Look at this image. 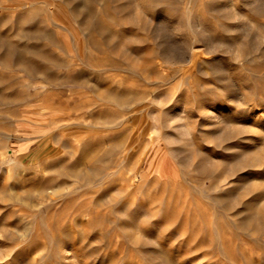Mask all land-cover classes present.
I'll return each mask as SVG.
<instances>
[{"label":"rangeland","instance_id":"rangeland-1","mask_svg":"<svg viewBox=\"0 0 264 264\" xmlns=\"http://www.w3.org/2000/svg\"><path fill=\"white\" fill-rule=\"evenodd\" d=\"M226 1L0 0V264L45 220L82 251L155 230L161 264H264V15Z\"/></svg>","mask_w":264,"mask_h":264},{"label":"bare ground","instance_id":"bare-ground-1","mask_svg":"<svg viewBox=\"0 0 264 264\" xmlns=\"http://www.w3.org/2000/svg\"><path fill=\"white\" fill-rule=\"evenodd\" d=\"M71 2H72V0H70ZM69 0H68V2H70ZM83 1H85V0H83ZM109 1V0H108ZM112 1V0H111ZM228 1V0H227ZM226 1V2H227ZM251 1V0H250ZM102 2V1H101ZM167 2V1H166ZM104 3H106L105 1H104ZM110 3V2H109ZM224 3V2H223ZM103 4V3H102ZM209 4V3H208ZM208 4H206V5H208ZM245 4V3H244ZM248 4V3H247ZM247 4H245V5H247ZM250 4V3H249ZM32 5V4H31ZM212 5V4H211ZM244 5V6H245ZM107 6V5H106ZM213 6V5H212ZM107 7H109V6H107ZM107 7H105V8H107ZM205 7H207V6H205ZM209 7H210V9L213 11L214 9H212L213 7H211V6H208L207 7V9L209 10ZM234 7V6H233ZM254 7V8H253ZM252 8V10L253 11H255V12H257L258 14H260V16H262V15H264V0H258V2L253 6ZM115 8V7H114ZM235 8V7H234ZM96 9V8H95ZM109 10H110V8H109ZM247 10V9H246ZM103 11V10H102ZM210 11V10H209ZM211 12V11H210ZM222 12V11H221ZM94 13V12H93ZM101 13V12H100ZM108 13V12H107ZM107 13H105L106 14V16L108 17V15H107ZM110 13V12H109ZM108 13V14H109ZM213 13V12H212ZM220 13V12H219ZM89 15H90V13H88ZM87 14V15H88ZM182 14V13H181ZM226 14V13H225ZM233 14V13H232ZM245 14V13H244ZM93 15V14H92ZM98 15V14H97ZM102 15V14H101ZM101 15H100V17H101ZM210 15V14H209ZM224 15V14H223ZM239 15V14H238ZM257 15V14H256ZM110 16H113L114 17V15H110ZM109 16V17H110ZM179 16V15H178ZM211 16V15H210ZM245 16V15H244ZM99 17V16H98ZM97 17V19H99ZM102 17H103V15H102ZM181 17V16H180ZM191 17V16H190ZM189 17V18H190ZM199 17V16H198ZM209 17V16H208ZM223 17H225V15L223 16ZM240 16H238V18H239ZM186 19L188 18L187 16L185 17ZM214 18V17H213ZM220 18V17H219ZM222 18V17H221ZM228 18V17H227ZM104 19V18H103ZM103 19H99L102 23H103V21L105 20H103ZM196 19V18H195ZM198 19V18H197ZM117 20V19H116ZM179 20V17H178V19H177V21ZM181 20V19H180ZM189 20V22H190V19H187V21ZM192 20H194V18L192 19ZM239 20V19H238ZM249 20H251V19H249ZM95 21V20H94ZM108 21V20H107ZM124 21V20H123ZM96 22V21H95ZM95 22H94V24H95ZM104 22H106V21H104ZM115 22V21H114ZM122 22V21H121ZM196 22V21H195ZM238 22V21H237ZM236 22V23H237ZM97 23V22H96ZM118 23V22H117ZM253 23V22H252ZM255 23H258V22H256L255 21ZM98 24V23H97ZM238 24V23H237ZM85 25V24H84ZM92 25V24H91ZM96 25V24H95ZM102 25H105L104 23L102 24ZM115 25H117V24H115ZM242 25V24H241ZM85 26H89V24H88V22L86 23V25ZM94 26V25H93ZM233 26H234V24H233ZM235 26H237L236 24H235ZM238 26H240V25H238ZM237 26V27H238ZM254 26H256V25H254ZM98 26H96L95 27V29L97 28ZM106 27V26H105ZM104 27V28H105ZM211 27H213L212 25H211ZM221 27H223V28H225L224 26H221ZM241 28L243 27V26H240ZM213 28H215V27H213ZM218 27H216V29H217ZM231 28H232V25H231ZM35 29V28H34ZM98 30H99V28H97ZM96 29V30H97ZM106 29V28H105ZM140 29H142L141 27H140ZM189 29V28H188ZM220 29V30H219ZM218 30L219 31H221V28H219ZM233 29V28H232ZM235 30H237V28H234ZM243 29H245V28H243ZM103 28H101V31H100V33H102L103 32ZM108 30V29H107ZM215 30V29H214ZM213 30V31H214ZM222 30H224V29H222ZM241 30V29H240ZM251 31V30H250ZM255 30H253V32H254ZM246 32H247V30H246ZM249 32V31H248ZM256 32V31H255ZM254 32V33H255ZM99 33V32H98ZM99 33V34H100ZM215 33V32H214ZM213 33V34H214ZM226 33V32H225ZM258 33L259 32H257V33H255V35H256V37H257V35H258ZM97 34V33H96ZM107 34V33H106ZM106 34H104L103 35V37H105L106 36ZM109 34H111V33H109ZM241 34V33H240ZM245 34H248V33H245ZM215 35V34H214ZM239 34L237 33V36H238ZM249 35H251V33L249 34ZM93 36V35H92ZM102 36V35H101ZM112 36H114V35H112ZM112 36L110 35V37L112 38ZM116 36H117V34H116ZM115 36V37H116ZM243 36V35H242ZM241 36V37H242ZM247 37H251V36H248V35H246ZM260 36V35H259ZM258 36V37H259ZM196 37V36H195ZM243 37H245V35L243 36ZM106 38H107V36H106ZM108 38H109V36H108ZM93 39V38H92ZM92 39H90V43L92 44V46H95V47H97L96 45H97V42H95V41H92ZM245 39V38H244ZM244 39H243V42H245L244 41ZM249 39V38H248ZM259 39V38H258ZM105 40H108V39H104V41ZM239 40H240V38H239ZM242 40V39H241ZM256 40V39H255ZM260 40V39H259ZM111 41V40H110ZM110 41H108V42H110ZM250 42L252 41V38H251V40H249ZM248 41V42H249ZM247 42V41H246ZM239 43V42H238ZM237 43V44H238ZM6 44V43H5ZM100 44V43H99ZM102 44H103V42H102ZM236 44V45H237ZM240 44H242V43H240ZM240 44H238V45H240ZM244 44V43H243ZM263 44V43H262ZM261 44V45H262ZM234 45V44H233ZM248 45H251V47H254L255 48V45H253L252 46V44H249L248 43ZM264 45V44H263ZM116 46V45H115ZM101 46H99L98 48H100ZM106 47V46H105ZM94 48V47H93ZM104 48V47H103ZM102 48V49H103ZM137 48V47H136ZM23 49V48H22ZM97 49V48H96ZM243 49H245V48H243ZM100 50H101V48H100ZM104 50V49H103ZM102 50V51H103ZM260 50V49H259ZM22 51V50H21ZM106 51V50H105ZM244 51V50H243ZM252 51V50H251ZM255 51H257V49L255 50ZM260 52V51H259ZM261 52H263V51H261ZM35 53V52H34ZM238 53H240V52H238ZM237 53V54H238ZM241 53H242V55H240V54H238L240 57L241 56H243L244 57V52H242V50H241ZM256 53V52H255ZM264 53V52H263ZM223 54V53H222ZM245 54H247V53H245ZM259 54V53H258ZM262 55H264V54H262ZM261 54H260V56H262ZM256 56V55H255ZM254 55H252L251 54V58H249L248 59V61H250V62H252V64L254 65V68H255V70L256 69H262V68H264V61L263 62H261V61H259L258 59H256L257 57H255ZM258 56V55H257ZM259 56V57H260ZM126 59V58H125ZM108 60V59H107ZM107 60H106V62H107ZM118 60V59H117ZM120 60V59H119ZM238 60H239V58H238ZM241 60H243V58L241 59ZM244 60H247V59H244ZM65 61V60H64ZM109 61V60H108ZM225 61V60H224ZM230 61V60H229ZM51 62V61H50ZM239 62H242V61H239ZM110 65H111V67H117V66H119L120 64L117 62V61H111L110 60V62H108ZM231 65H232V62L230 63ZM229 64V65H230ZM244 65H245V63H243ZM240 65H241V63H240ZM244 65H243V68H244ZM102 66H104V65H102ZM226 66H227V64H226ZM233 66V65H232ZM247 66V65H246ZM250 66V65H249ZM227 67H229V66H227ZM119 68V67H118ZM234 67H232L231 69H233ZM252 68V67H251ZM254 68H253V70L252 71H254ZM230 70V69H229ZM244 70H245V68H244ZM30 71V70H29ZM236 71V70H235ZM257 71H259V70H257ZM264 71V69L262 70V72ZM260 72V71H259ZM237 74V73H236ZM258 74H261V73H258ZM263 74V73H262ZM228 77V76H227ZM236 77V76H235ZM242 78H244V77H242ZM264 78V77H263ZM53 79V78H52ZM249 79V78H248ZM238 80V79H237ZM236 82V81H235ZM261 83H262V88L264 89V80L263 79H261V81H260ZM237 87V86H236ZM252 87V86H251ZM259 88V87H258ZM261 91V90H260ZM259 91V92H260ZM252 92V91H251ZM259 94H261V93H259ZM250 97V96H249ZM263 101V100H262ZM264 103V102H263ZM257 107V106H256ZM25 200V199H24ZM43 203V202H42ZM47 204V203H46ZM45 204V205H46ZM22 210V209H21ZM24 210V209H23ZM25 211V210H24ZM22 213V212H21ZM26 214H27V212H26ZM80 214V213H79ZM20 216H22V214L20 215ZM67 216V215H66ZM71 216V215H70ZM69 216V217H70ZM75 214H72V218H71V221L73 222V221H79V223L80 222H82L83 221V219L82 218H80V216H79V218H76L75 219ZM78 216V215H77ZM23 217V216H22ZM40 218V217H39ZM45 218H47V216L45 217ZM264 218V217H263ZM23 219V218H22ZM45 220V219H44ZM14 221V220H13ZM43 221V220H42ZM46 221V228H40V227H35V229H34V233H32V234H28L29 235V240L28 241H24L26 238H27V233L25 232V231H19V230H14V231H16L17 233H16V235L14 236V234L13 233H11L10 234V236H4V237H6V238H8V239H16L17 237L18 238H20L21 239V241H15V242H12L11 244H10V246L12 247V248H15L16 249V253L15 254H13V256H11L12 258H19L20 256H22L23 255V257H26L27 259H28V262H29V264H130V263H132V262H134L135 260H138L139 258L140 259H143L144 261H145V264H161L162 263V261H163V253H162V251H161V239H160V237L158 236V235H154L155 234V232H153V231H155V230H147L145 233L143 232V230L141 231V232H139V230L138 231H135V232H130V233H128V232H118L117 234H116V236H115V239H114V241L109 245V246H107L106 248L104 247V245L103 244H101V245H99V246H96V247H92L91 249H89V250H87V249H85V250H80L81 248L78 246V244H81L80 243V240L78 241V239H79V237L81 238V235L79 234V233H77V231H75L74 229H72L71 231H60V230H57L56 231V229H53L52 227H51V224L49 223V222H47V220H45ZM84 222V221H83ZM87 223V222H86ZM3 224H4V222H3ZM81 224V223H80ZM0 225H2V224H0ZM82 225V224H81ZM130 226V225H129ZM56 228V227H55ZM33 231V230H32ZM81 233V232H80ZM49 235V239H47V237L46 236H48ZM83 236V235H82ZM152 237V239H148L147 237ZM104 237H108V236H106V234H104V232H102V231H100V233L98 234V236H97V238L98 239H100V240H102ZM86 238V237H85ZM93 239H96V238H93ZM34 240H37V241H35V243H32V241H34ZM1 241V240H0ZM14 241V240H13ZM24 241V242H23ZM32 244H34V245H36V249H35V251H32L31 253H30V247H31V245ZM82 245V244H81ZM68 246H71V249L70 250H73V252H72V260H70V261H65V262H61V261H59L57 258H55L53 255H52V253H53V251L57 248H64V247H68ZM35 247V246H34ZM134 248V250H135V252H136V254L137 255H135V254H133L132 252L131 253H128L129 252V248ZM84 248V247H83ZM68 249V248H67ZM38 250H40L41 252L40 253H38L39 251ZM7 253V252H6ZM5 254V253H4ZM3 254V255H4ZM179 254V253H178ZM8 254H6V255H4V256H1L0 255V258H2V257H5V256H7ZM169 260V259H168ZM39 262V263H38ZM6 264V263H5Z\"/></svg>","mask_w":264,"mask_h":264}]
</instances>
